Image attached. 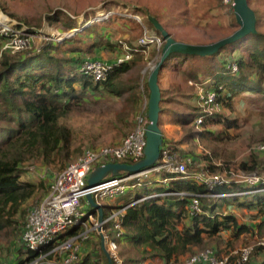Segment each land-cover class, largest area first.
Segmentation results:
<instances>
[{"label": "trees", "instance_id": "obj_1", "mask_svg": "<svg viewBox=\"0 0 264 264\" xmlns=\"http://www.w3.org/2000/svg\"><path fill=\"white\" fill-rule=\"evenodd\" d=\"M219 2L222 3L223 0ZM226 6L234 16L227 25L234 31L239 25L233 6L232 4ZM253 9L257 16L256 33H250L212 55L174 53L168 58L169 60L176 57L175 69L180 70L186 80L200 83L209 79L208 85L217 91L223 107L234 109L235 99L245 93L255 96L252 99L255 101L258 99L257 102L264 100V31L259 28L261 25L259 10ZM116 10H127L129 15L147 14V11L138 5L120 6V2L110 1L86 12L85 17L90 21L111 11L115 13L107 20H94L90 24L88 21L86 25L64 10L58 9L47 15L45 22L47 27L44 28L46 36L51 38L50 27H56L59 23L67 30H73L79 25L83 27L80 34L90 39L84 48L81 45L63 48L70 38L62 42L46 39L40 47L34 48L29 45L13 52L9 48L2 50L4 41L0 39V233H12L21 242L16 258L10 264H27L40 255L38 250L28 249L22 243L21 237L37 191L40 187L43 191H47L51 185H46L43 181L37 183L30 180L26 175L25 164L40 162L43 165L54 164L65 168L68 162L75 159L72 158L73 154L82 153L85 148L73 149V130L65 122V118L86 102L92 93L112 94L122 99L124 106H135L140 101L139 78L133 80L130 75L144 60V51L150 45L128 44L126 52L131 55L130 59L113 64L105 80L96 81L91 75L81 71L84 60L99 59L112 62L110 60H117V57L123 56L117 43L113 42L102 28L117 17L123 18ZM155 17L160 21L157 15ZM143 25L148 31H154L163 37L149 17L146 16ZM217 39L219 38L209 42ZM151 45L154 46L151 55L160 57L163 46L158 48L156 44ZM103 50L115 51L116 55L114 56L112 52L114 57L110 55L104 59L101 54ZM83 55L91 56L84 58ZM197 58L200 59L199 62H193ZM189 61L191 63L186 67L185 64ZM233 62L238 65L237 71L231 67ZM145 86L147 87L145 94L149 98L148 78ZM162 93L161 109L164 110L162 103L166 101V95L163 89ZM137 112L135 107L130 111L125 108L123 113L115 114L113 125L124 133L125 128H129L133 123L132 115ZM221 114L223 112L205 118L202 130L196 131L194 136L201 139L204 136L214 137L216 132L207 129L209 125L225 129L238 125L234 119ZM196 115V107L193 111L183 114L185 125H195ZM91 143L87 147H97L94 141ZM172 148L177 149L175 145H172ZM186 154V157L192 158L187 162V174L154 172L141 179V185L137 186L139 188L135 187L137 194L134 200L157 195L147 197L126 208L119 218L122 234L116 235L118 230L112 223L105 225L108 234L117 243V253L124 264L183 263L189 255L195 253L198 248L206 246L210 241L217 242L212 248L216 255L221 257L222 242L226 240L232 244L242 234L255 230L253 226L239 220L232 211L234 208L255 209L258 219L257 228L264 227V190L236 182L210 187L192 176L190 171L195 160L203 157L190 152ZM205 158L208 163L205 168L210 169L211 173L223 169L221 165L212 164L209 157ZM69 159L71 160L68 161ZM239 167L249 173L255 171L264 173V162H259L254 156L240 162ZM166 178L168 180L164 181ZM237 191L248 192L242 195L219 197L211 195ZM171 192H184L185 195L171 194ZM195 196L200 200L201 211L193 214L191 205ZM120 207L122 206L118 208ZM107 215L108 213L105 212V216ZM82 230L81 225L69 226L57 234L56 242H61ZM95 236L93 233L82 243L78 259L70 264H110L100 240L85 244ZM83 244L84 247L87 244L92 247L87 246L83 249ZM184 257L186 258L183 260ZM114 263L117 264L115 260Z\"/></svg>", "mask_w": 264, "mask_h": 264}, {"label": "rangeland", "instance_id": "obj_2", "mask_svg": "<svg viewBox=\"0 0 264 264\" xmlns=\"http://www.w3.org/2000/svg\"><path fill=\"white\" fill-rule=\"evenodd\" d=\"M110 1L120 2V6L138 5L143 10L147 11V14L142 13L138 16L137 14L129 15L127 10H116L118 13L120 12L118 15L123 18L117 17L113 22L103 25V31L108 34V37H110L113 42L117 43L118 49L122 50L123 56L117 57L118 59H130L131 55L126 52L128 51V44H140L141 37L144 35L145 31L148 30L143 25L146 16L150 17L157 15L162 24L168 28V30L175 33V38L182 41L209 42L210 40L226 36L233 32V29L227 24L234 16L230 8L223 2L220 3V0H0V13L10 17L15 25L20 23L26 25L28 31L31 33L32 47L36 48L40 47L43 41L46 40V37H48L44 31V28L46 29L47 27L45 24L47 15L54 13L58 9L64 10L71 16L78 18L80 23L86 25L89 20L86 19L85 13L92 9L99 8ZM250 4L253 8L259 10L261 16V25L259 28L264 31V0H250ZM107 15L110 16L111 14ZM106 18L104 20L108 19ZM77 26L78 27L73 30H67L61 23L56 27H50L49 32L52 36L51 40L62 42L64 39L70 38V41H68L63 48L67 49L71 45H81L84 48L90 39L88 36L81 35L80 32L83 27ZM153 48L154 46L150 45L151 51ZM225 51H227L226 47ZM112 52L115 56L116 52L110 50H103L101 54L104 56V59H107L110 55H113ZM96 54L99 55L100 53ZM83 56L84 58H90L91 55ZM151 58H153V55L147 60L144 59L135 70L132 71L130 76L135 77L137 76L136 73L140 74L148 65ZM175 58L176 57L170 58L164 68L173 62ZM158 60L159 57L157 58V61ZM155 63H152V65L154 66ZM149 73L150 71L147 72L146 75H149ZM168 81L171 82L168 84ZM173 81L176 83L175 86L172 85ZM164 83L167 88L165 89V95L168 96L167 102L176 107L179 106L178 108L186 114L190 112V108L193 110L192 102L195 97L196 105L198 90L187 82L182 74L179 75L176 71L167 70V75L165 72L162 74L161 84ZM204 83L208 85L207 80ZM171 97H173V100H171ZM252 97L255 96L250 93H245L235 99L234 109L224 106V116L234 119L235 123L238 125L229 129L209 125L207 129L216 132L214 137L206 138L204 136L201 140V138L194 136V133L199 131L195 125L189 124L188 126H184V128L182 127L184 131L183 135L189 139L187 140L185 138V140H183L185 145L188 146L185 149L186 152L203 156V160H207V158H205L207 156L211 161L220 163L219 165H221L223 169L217 170L216 173L228 177L231 176V171L236 174L247 173L239 167V163L243 160L250 159V157L254 156L259 162H264V149L260 150L258 147L259 145H264V100L257 102L258 99L255 101ZM122 102V99L112 94L95 92L92 93L80 107L72 111V113L65 118V122L70 125L73 130V149L76 150L81 148L83 150L88 145L92 144V141L99 145H109L115 138L119 137L121 131L116 129L113 122L115 120V114L125 111V106ZM173 116L175 119L180 117L184 119L185 117L183 113L181 116H176L175 114H173ZM159 124L165 130H167V128L173 130L174 128L172 127L174 126L172 125H175L171 124L167 115L161 112ZM125 126L126 125H124V127ZM77 155L79 154H73L72 158H76ZM226 165H229V167ZM61 168L63 167H58L54 164L43 165L40 162H29L25 164V171H27L26 175L30 177V180L37 183L43 181L46 185L52 183L56 173ZM193 169L194 167L190 171H193ZM196 169L197 167H195V170ZM48 191L49 190L43 191L42 187H40L37 191L35 201L33 200V205L40 203L47 195ZM136 194L137 190L134 188L130 197H135ZM123 197H125V195H105L103 197L96 196L95 199L102 205L104 211L109 213L118 207L120 198ZM233 210L241 222L252 225L255 230L251 233L242 234L240 238L233 241L232 244L226 240L222 242L220 247L221 255L230 256L235 250L250 246L252 247V254L247 264H264V247H261L264 246V244H260L264 242V227L262 229L257 228L258 219L256 218V210L240 208H234L232 211ZM94 233L96 236L94 238L91 237L93 239L90 238L92 242L88 241L85 242V244L94 243L99 240L101 244L100 233L98 230ZM19 240L20 239L14 237L12 233H0V264H10L14 261L21 245ZM216 244L217 242L210 241L206 246L200 247L198 250L208 247L212 248ZM87 246L92 247L90 244L84 247L83 244V249H86ZM90 247H88V249ZM185 258L186 257H184L183 260ZM56 259L58 260L59 257H56ZM120 261L122 262L121 259ZM39 264H43V262ZM178 264H181V262Z\"/></svg>", "mask_w": 264, "mask_h": 264}, {"label": "built area", "instance_id": "obj_3", "mask_svg": "<svg viewBox=\"0 0 264 264\" xmlns=\"http://www.w3.org/2000/svg\"><path fill=\"white\" fill-rule=\"evenodd\" d=\"M233 2L234 0H223L225 5L232 4L233 6ZM113 13L115 11L101 16L99 15L88 23L90 24L94 20H104L107 16L109 17L107 14L112 15ZM0 39L4 41V48L2 47V50L9 48L14 52L32 45L31 33L28 31V27L23 23L15 25L11 18L3 13H0ZM46 39L51 38L46 37ZM140 44H156L160 48L164 45V38L157 33L146 30L140 39ZM122 61H124L123 58L117 59L114 63L99 59H87L83 61L81 71L91 75L96 81L105 80L109 68L113 64ZM231 67L235 71L238 70V65L235 62L231 63ZM196 86L198 88V94L195 127L201 131L204 119L222 112L223 105L214 88L204 82L196 83ZM148 124V115L143 112L137 114L134 128L123 137L119 144L86 147L80 155L56 173L48 194L40 203L32 205L27 214L21 241L28 249L38 250L40 252L38 257L27 264H39L47 261L46 259L50 257L55 259L59 257L58 264H70L78 259L79 251L84 241L97 230L101 235L97 210L90 205L86 210H82L81 208L82 201L86 199L88 194L93 195L94 198L105 195H122L127 190L140 186L141 179L154 172L187 174V162H190L192 158L186 157L179 150L172 148V144L169 142H163L161 156L154 167L134 174L122 172L118 176L107 177L99 184L88 187V177L95 167L107 162L136 163L145 157ZM258 147L261 150L264 149V145H259ZM193 167L194 169L191 171V175L199 181L207 183L210 187L236 182L256 186L259 190H264V173L255 171L236 174L231 171V176L228 177L206 170L202 159L195 160ZM195 167H197L196 170ZM166 180L168 178L164 179V181ZM247 192L237 191L214 193L211 195L219 197L223 195H242ZM158 194L162 195L161 193ZM171 194L185 195L184 192H171ZM154 195L157 194L147 197ZM147 197L134 200L125 206L113 209L104 217L102 231L106 237V244L117 261V264L124 263L120 261L117 253V243L110 237L105 225L112 223L118 230L116 235L119 236L123 233L119 219L120 216L123 215L127 207ZM200 211V200L198 196H195L191 205V212L194 214ZM72 225H81L83 230L61 242H56L57 234ZM260 244H264V242ZM251 254L252 247L248 246L240 250H235L230 256L220 257L216 255L213 248L208 247L197 250L195 253L189 255L181 264H245L249 261Z\"/></svg>", "mask_w": 264, "mask_h": 264}, {"label": "water", "instance_id": "obj_4", "mask_svg": "<svg viewBox=\"0 0 264 264\" xmlns=\"http://www.w3.org/2000/svg\"><path fill=\"white\" fill-rule=\"evenodd\" d=\"M233 12L238 23V28L231 34L221 37L209 43H191L187 41L177 40L172 33L157 19L150 16L155 28L160 31L164 38V45L159 60L155 63L148 76V87L150 96L148 100V118L147 125V144L145 147V157L136 163L126 162H107L94 168L88 177V187L95 186L106 179L109 175L118 176L122 172L128 174L138 173L154 167L160 156L161 146L164 142L163 132L159 125L162 91L159 84V75L161 69L164 68L168 58L174 53L185 55L207 56L218 52L224 46L234 43L250 33L257 32V16L249 0H234ZM86 199L92 208L98 212L99 229L101 232V246L108 257L110 264L114 263V256L106 244V237L103 234L102 227L105 212L100 203L96 201L93 195L88 194ZM117 263V261L115 260Z\"/></svg>", "mask_w": 264, "mask_h": 264}, {"label": "crops", "instance_id": "obj_5", "mask_svg": "<svg viewBox=\"0 0 264 264\" xmlns=\"http://www.w3.org/2000/svg\"><path fill=\"white\" fill-rule=\"evenodd\" d=\"M160 22H161V20H160ZM162 23V22H161ZM168 29V28H167ZM170 31V30H169ZM150 32V31H149ZM151 32H154V31H151ZM170 33H172V35L175 37L176 35H175V33L172 31H170ZM177 40H179V39H177ZM198 43H202V42H198ZM118 55V54H117ZM113 56V55H112ZM144 59L145 60H147L149 57H151V49H150V47H148L147 48V50L146 51H144ZM199 60L200 59H195V60H193V62H196L197 61V63L199 62ZM110 61H112V62H110V63H114V62H116V60H110ZM157 61V57H153V58H151V60L148 62V65L144 68V70H142L141 71V73L139 74V73H136V75L137 76H132V79L133 80H136L137 78H139V89H140V93H141V98H140V101H139V103L137 104V105H126L125 106V108L126 109H128L129 111L130 110H132V109H134V107L136 108V109H138L137 111V114H139V113H141V112H143V113H145L146 115H147V106H148V100H149V98H147L146 97V91H147V87L145 86V82H146V78H148V76L149 75H146V73L147 72H149V71H151V69L153 68V65H152V63L154 64L155 62ZM107 62H109V61H107ZM152 62V63H151ZM151 63V65L149 66V64ZM176 63H177V60H174L173 62H171L170 64H168L167 65V67L166 68H164L163 70H162V72H161V75H160V77H159V84H160V87H161V91H162V89L164 90V92H166V90L165 89H167L166 88V86H165V83L164 84H161V82H162V74L165 72V74L167 75V70H169V71H171V70H173V71H176V73H179V75H181L182 74V72L180 71V70H177V69H175V66H176ZM191 63V61H189V62H186V64H185V66L187 67L189 64ZM207 81H208V84H209V79H207ZM171 81H168L167 83L169 84ZM175 81H173L172 82V85H174L175 86V84L176 83H174ZM187 82H189L194 88H196L197 90H198V88H197V86H196V83L193 81V80H187ZM205 82V81H204ZM174 83V84H173ZM200 83H203V82H200ZM180 86V85H179ZM209 86V85H208ZM146 88V89H145ZM178 89L180 90V88L178 87ZM163 94V93H162ZM164 94H166V93H164ZM198 94V93H197ZM196 97H197V95H196ZM165 98H166V101H164L163 103H162V106L164 107L163 109L164 110H162L161 109V113H165L166 115H167V117H168V120L169 121H171V124H175V125H172V126H174V127H172V128H174L173 130L172 129H168L167 128V130H165L164 128H162L161 126H160V128H161V130H162V132H163V137H164V141L165 142H169L170 144H172V145H175L177 148H179L178 150L183 154V155H187L186 153V147H188L187 145H185V142L183 141V140H185V138L187 139V140H189L186 136H184L183 135V128H184V126H186L185 125V123L183 122L184 121V119H182L181 117L180 118H178V119H175L174 118V116H173V114H175L176 116H181L182 115V113L183 114H185L180 108H178L179 106H174V105H172L171 103H169V102H167V98H168V96H165ZM172 99L171 100H173V97H171ZM170 101V100H169ZM182 103V102H181ZM145 107V108H144ZM197 108V102H196V105H195V97H194V99H193V102H192V108H193V110H194V108ZM146 109V110H145ZM191 108H190V112L191 111H193ZM145 111V112H144ZM165 111V112H164ZM224 111V107H223V109H222V112ZM173 113V114H172ZM137 114H135V115H132V117H131V120H132V125L129 127V128H125V132L124 133H120V136L119 137H117V138H115L112 142H111V144H119L121 141H122V139H123V137L128 133V132H130L133 128H134V126H135V117H136V115ZM130 119V118H129ZM171 124H168V125H171ZM160 125V124H159ZM189 124H187V126H188ZM183 127V128H182ZM166 128V127H165ZM128 131V132H127ZM172 131V132H171ZM202 140V139H201ZM102 145V144H101ZM100 145V146H101ZM103 145H105V144H103ZM110 145V144H109ZM97 146H99V144H97ZM216 156V155H215ZM203 157V156H202ZM202 161H203V164L204 165H208V163H207V160H203L202 159ZM211 163L212 164H214V165H219L220 163H218V162H216V161H211ZM158 180V179H157ZM241 184H243V185H245L244 183H241ZM131 193H132V189H129V190H127L124 194H122V195H125V197H123V198H120V202L118 203L119 205H118V207L119 206H125V205H127V204H129L130 202H132V200H134L135 198H133V197H130L131 196ZM89 205H90V203L88 202V200L87 199H84L83 201H82V205H81V208H82V210H86L87 208H89ZM118 207H116L115 209H117ZM229 211H231V210H229ZM232 212V211H231ZM233 212H234V210H233ZM97 218H98V213H97ZM252 226V225H251ZM59 263V260H56L55 258H53V257H50L49 259H47V261H45V262H43V264H58Z\"/></svg>", "mask_w": 264, "mask_h": 264}]
</instances>
